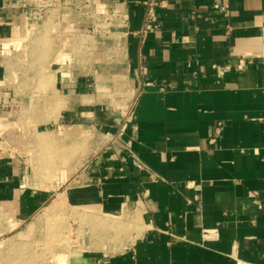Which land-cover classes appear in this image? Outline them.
<instances>
[{
  "label": "crops",
  "instance_id": "0c3cea01",
  "mask_svg": "<svg viewBox=\"0 0 264 264\" xmlns=\"http://www.w3.org/2000/svg\"><path fill=\"white\" fill-rule=\"evenodd\" d=\"M150 1L0 0V213L80 211L67 264H264V0Z\"/></svg>",
  "mask_w": 264,
  "mask_h": 264
},
{
  "label": "rangeland",
  "instance_id": "374dc122",
  "mask_svg": "<svg viewBox=\"0 0 264 264\" xmlns=\"http://www.w3.org/2000/svg\"><path fill=\"white\" fill-rule=\"evenodd\" d=\"M34 38L29 33L25 39L27 47L23 49L24 47L21 45L16 50L14 55L15 61H17L15 72L18 75L29 71L30 60L38 57V54L36 53L35 57V51L28 47L30 46L29 43L34 42L32 41ZM31 45L35 46L36 44ZM33 53L34 55H32ZM30 69L34 70V65L33 67L30 65ZM34 71L38 73L39 70L35 67ZM35 83L38 82H34V85ZM32 102L35 107L41 102V98L35 96ZM43 115L41 111L37 112L34 108V111L29 114L25 112L14 114L15 119L10 121L24 120L28 116L41 120ZM8 149L11 150L10 147ZM38 162L40 165L38 167L40 169L39 173L41 172L44 175L43 178L49 182L50 180L53 181L51 177H55L54 180L57 182L60 178V174L59 177L56 175L61 168L59 164L67 161L66 159L56 160L53 158L49 161L41 159ZM48 174L49 176L51 174L50 178ZM58 183V186H60V180ZM60 198L55 197L52 199L38 214L23 225L16 226V229H13L15 227L10 225V219H5L4 214L0 213V218H2L0 219V264H59L57 260L61 254H68L80 245L84 231L83 222L80 219L81 213L69 208L65 202L60 208L54 209V204Z\"/></svg>",
  "mask_w": 264,
  "mask_h": 264
},
{
  "label": "built area",
  "instance_id": "2783aa9c",
  "mask_svg": "<svg viewBox=\"0 0 264 264\" xmlns=\"http://www.w3.org/2000/svg\"><path fill=\"white\" fill-rule=\"evenodd\" d=\"M154 0L150 1V6L153 4ZM220 12L222 13V16L224 18H228L229 14H230V6L228 4V2L226 1L225 3H221L220 6L218 5ZM147 24H151V22L156 21L155 16L153 14V9L151 8V10L148 13V17H147ZM11 148V144L8 142V140L6 139V137L3 136V133L0 132V164L2 163V161L5 159V155L7 153V151L9 150L8 148ZM217 237V231L216 230H205L204 231V239L206 240H212L213 238Z\"/></svg>",
  "mask_w": 264,
  "mask_h": 264
},
{
  "label": "bare ground",
  "instance_id": "6f19581e",
  "mask_svg": "<svg viewBox=\"0 0 264 264\" xmlns=\"http://www.w3.org/2000/svg\"><path fill=\"white\" fill-rule=\"evenodd\" d=\"M45 173V172H44ZM47 173V172H46ZM49 173V172H48ZM50 176H51V174H50ZM50 176H49V174H48V177L50 178ZM51 178H53V180H54V178L55 177H51ZM62 179V178H61ZM63 180V179H62ZM61 183H62V181H61ZM43 186V185H42ZM48 186V185H47ZM43 187H45V186H43ZM52 187V186H51ZM50 187V188H51ZM42 188V187H41ZM53 188V187H52ZM62 204H63V201H58V202H56L55 204H54V209H56V208H60V206H62ZM64 207V206H63ZM0 219H2V218H0ZM120 220V219H119ZM15 228H13V229H16V226L15 225H13ZM12 226V227H13ZM69 243V242H68ZM55 245V244H54ZM1 246V245H0ZM3 246V245H2ZM69 246V245H68ZM54 257V256H53ZM56 260H57V258H56ZM58 263L59 264H67L68 263V254H61L60 256H59V258H58ZM56 262V261H55Z\"/></svg>",
  "mask_w": 264,
  "mask_h": 264
}]
</instances>
